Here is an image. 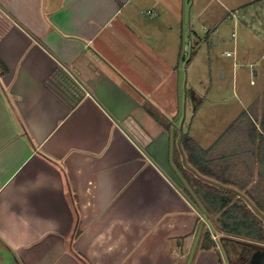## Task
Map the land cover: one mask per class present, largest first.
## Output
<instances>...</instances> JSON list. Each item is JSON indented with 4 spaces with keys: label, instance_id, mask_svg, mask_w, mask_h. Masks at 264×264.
I'll return each mask as SVG.
<instances>
[{
    "label": "crops",
    "instance_id": "crops-1",
    "mask_svg": "<svg viewBox=\"0 0 264 264\" xmlns=\"http://www.w3.org/2000/svg\"><path fill=\"white\" fill-rule=\"evenodd\" d=\"M259 3L0 0V264H228L201 246L212 216L183 173L212 180L182 147L225 131L200 140L195 118L179 121L157 41L183 11L215 24Z\"/></svg>",
    "mask_w": 264,
    "mask_h": 264
},
{
    "label": "rangeland",
    "instance_id": "rangeland-1",
    "mask_svg": "<svg viewBox=\"0 0 264 264\" xmlns=\"http://www.w3.org/2000/svg\"><path fill=\"white\" fill-rule=\"evenodd\" d=\"M229 9V15L225 13L215 24L191 21V15L183 11L180 21L173 22L171 40L157 41L176 69V94L184 111L178 120L195 118V137L200 140V136L220 135L264 92V1ZM192 92L198 96L194 101ZM205 221L209 227L205 228L213 231L222 246L220 238L225 234L218 230L215 217Z\"/></svg>",
    "mask_w": 264,
    "mask_h": 264
},
{
    "label": "trees",
    "instance_id": "trees-1",
    "mask_svg": "<svg viewBox=\"0 0 264 264\" xmlns=\"http://www.w3.org/2000/svg\"><path fill=\"white\" fill-rule=\"evenodd\" d=\"M150 113L163 121L156 111ZM234 134H241L245 140L231 142L227 151L221 150L222 139ZM182 147L190 166L212 180L207 184L185 170L183 173L202 203L198 208L208 217H215L218 230L225 234L220 238L223 250L228 251L230 246L235 251L254 244L261 247L264 244V92L209 148L200 147L187 134L182 138ZM202 236V247L217 246L209 229Z\"/></svg>",
    "mask_w": 264,
    "mask_h": 264
},
{
    "label": "flooded vegetation",
    "instance_id": "flooded-vegetation-1",
    "mask_svg": "<svg viewBox=\"0 0 264 264\" xmlns=\"http://www.w3.org/2000/svg\"><path fill=\"white\" fill-rule=\"evenodd\" d=\"M238 247L235 251L229 246L225 251L228 264H252V259L257 252H264V244Z\"/></svg>",
    "mask_w": 264,
    "mask_h": 264
},
{
    "label": "water",
    "instance_id": "water-1",
    "mask_svg": "<svg viewBox=\"0 0 264 264\" xmlns=\"http://www.w3.org/2000/svg\"><path fill=\"white\" fill-rule=\"evenodd\" d=\"M252 264H264V252H257L252 259Z\"/></svg>",
    "mask_w": 264,
    "mask_h": 264
},
{
    "label": "built area",
    "instance_id": "built-area-1",
    "mask_svg": "<svg viewBox=\"0 0 264 264\" xmlns=\"http://www.w3.org/2000/svg\"><path fill=\"white\" fill-rule=\"evenodd\" d=\"M227 55L230 56L231 55V52H227Z\"/></svg>",
    "mask_w": 264,
    "mask_h": 264
}]
</instances>
